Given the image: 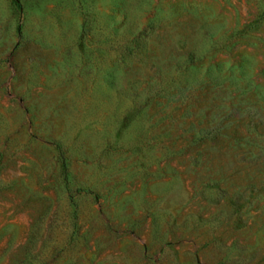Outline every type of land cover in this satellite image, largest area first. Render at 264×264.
Masks as SVG:
<instances>
[{
  "label": "rangeland",
  "instance_id": "1",
  "mask_svg": "<svg viewBox=\"0 0 264 264\" xmlns=\"http://www.w3.org/2000/svg\"><path fill=\"white\" fill-rule=\"evenodd\" d=\"M0 264H264V0H0Z\"/></svg>",
  "mask_w": 264,
  "mask_h": 264
},
{
  "label": "trees",
  "instance_id": "2",
  "mask_svg": "<svg viewBox=\"0 0 264 264\" xmlns=\"http://www.w3.org/2000/svg\"><path fill=\"white\" fill-rule=\"evenodd\" d=\"M57 149H58L59 156H60L62 164H63V168L65 170V161H64V156H63L62 149H61V147L59 145H57ZM64 173H65V171H64Z\"/></svg>",
  "mask_w": 264,
  "mask_h": 264
}]
</instances>
